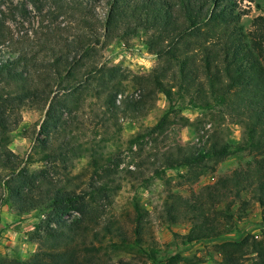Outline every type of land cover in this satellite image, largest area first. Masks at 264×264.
Wrapping results in <instances>:
<instances>
[{
  "label": "trees",
  "instance_id": "1",
  "mask_svg": "<svg viewBox=\"0 0 264 264\" xmlns=\"http://www.w3.org/2000/svg\"><path fill=\"white\" fill-rule=\"evenodd\" d=\"M238 1L63 0L60 9L72 19L77 18L80 33L72 36V40L56 42L48 31L35 44L23 47L14 41L0 21V83L8 86V89H0V102L47 104L50 95L55 94L43 130H57L65 127L61 123L64 114L60 110L70 114L80 111L77 97L91 89L99 100H104L103 117L107 121L115 118V130L121 131L120 115L134 116L144 103L141 99L128 97L118 100L124 93L123 86L112 76L116 70L100 66L99 49L113 40H128L142 32L148 50L160 62L149 76L151 87L155 93L165 95L170 103L169 112L149 131L150 135L163 130L170 113L187 108L184 105L187 99L190 106L199 109L224 106L226 112L244 127L243 139L236 146L215 133L208 137L207 145L200 148L178 145L174 155L171 152L163 155L165 168H193L209 159H224L242 153L251 157L245 168L205 186L191 199L172 195L165 203L167 221L172 225L178 224L181 218L189 222L191 230L186 235L189 243L219 238L223 233L218 229L217 216L224 215L228 222L234 220L232 207L238 201L246 204L242 200L246 193H251L253 200L262 207L264 220V16L255 21L256 32H245L243 14L237 11ZM103 4L107 11L101 18L98 9ZM39 54H43L42 58ZM17 124L7 116L0 117V148L3 142L10 143L9 137ZM103 128L110 130L106 124ZM140 139L135 137L132 144ZM50 144V141H43L42 149L52 150ZM59 148L63 153L62 147ZM8 154L14 156L10 151ZM6 156L0 153V164ZM11 157L2 164L7 175L0 180V188L5 194L0 201L15 208L18 215L45 207L46 202H51L53 212L44 221L45 225L38 227L43 233L40 246L44 249L28 262L6 261L0 257V264H75V257L81 252L86 256L99 254L108 235H119L122 246L136 245L118 233L120 229L111 221L105 228L108 235L103 241L98 245L87 242L84 234L81 235L83 221H64L71 210L79 209L83 214V208L79 207L83 198L63 191L47 173L20 171ZM110 160L112 156L100 157L99 161L94 159L96 172L111 164ZM104 169L107 172L108 166ZM91 186L96 193L121 189L117 180L111 177L102 181L97 187L99 190L97 185L92 183ZM222 202H227L226 209L219 211ZM137 219L140 226L136 234L140 237L141 215ZM139 237L137 246L141 242ZM248 241L223 244V259L215 264H246L239 254ZM51 242L53 247L45 249ZM253 246L259 259L249 264H264V245L254 242ZM150 258L155 259V255ZM77 264L99 263L94 259Z\"/></svg>",
  "mask_w": 264,
  "mask_h": 264
},
{
  "label": "rangeland",
  "instance_id": "2",
  "mask_svg": "<svg viewBox=\"0 0 264 264\" xmlns=\"http://www.w3.org/2000/svg\"><path fill=\"white\" fill-rule=\"evenodd\" d=\"M63 3V0H0V21L20 47L35 44L49 32L56 42L72 40L80 29L77 18L72 19L60 9ZM237 4V11L243 14L245 32H256L255 21L264 16V0H239ZM106 11L105 4L99 7L101 18ZM39 55L42 58L43 54ZM98 61L100 66L116 70L112 76L124 89L118 100L128 97L144 103L138 114L120 115L121 131L115 130V118L107 121L103 117L104 100H99L91 89L77 97L80 111L70 114L60 110L64 114L61 123L65 127L57 130H43L55 94L50 95L47 104L0 102V117L7 116L18 123L9 137L10 143L1 144L0 153L7 155L2 164L10 161V151L14 155L12 162L20 171L47 173L63 191L82 197L79 207L83 208V214L79 209L71 210L64 221H83L81 235L84 234L87 242L98 245L103 241L108 235L105 228L111 221L120 229L118 233L136 244L131 248L122 246L119 235H108L99 254L86 256L81 252L75 257V264L94 259L99 264H215L223 259V244L248 239L239 254L241 261L249 264L259 259L253 243L264 245V220L262 207L253 200L251 193L242 196L246 204L238 201L233 205L234 220L228 222L224 215L217 216L218 229L223 233L219 238L189 243L186 235L191 224L182 218L175 225L167 221L165 203L172 195L191 199L205 186L245 168L251 157L242 153L209 159L193 168L168 170L163 155L168 152L174 155L178 145L185 148L207 145L208 137L214 133L236 146L244 136V127L238 119L228 114L224 106L199 109L190 106L187 99L184 104L187 108L170 113L163 130L150 135L149 131L169 112L170 103L165 95L155 93L151 87L149 76L160 62L148 50L146 36L141 32L131 39H116L102 45ZM0 89H8L7 84L0 83ZM104 124L110 130L104 129ZM137 136L141 139L132 144ZM43 141H50L52 150L42 149ZM103 156H112L111 164L107 165V172L105 166L97 173L94 159L99 161ZM2 164L0 180L7 175ZM110 177L117 180L121 189L94 192L92 183L99 190L97 187L102 181ZM4 195L0 188V199ZM0 204V257L6 261L28 262L44 249L40 246L43 233L38 227L44 226L53 212L52 204L46 202L45 207L24 215H18L15 208L2 201ZM226 205L227 202L220 203L218 210L224 211ZM139 215L142 217L140 237L136 234ZM137 237L141 238L138 246ZM52 247L51 242L45 249ZM152 254L155 259L150 258ZM262 255L264 258V252Z\"/></svg>",
  "mask_w": 264,
  "mask_h": 264
}]
</instances>
